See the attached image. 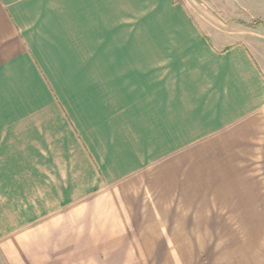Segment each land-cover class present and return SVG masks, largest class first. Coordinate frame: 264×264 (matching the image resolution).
<instances>
[{
	"label": "crops",
	"instance_id": "obj_1",
	"mask_svg": "<svg viewBox=\"0 0 264 264\" xmlns=\"http://www.w3.org/2000/svg\"><path fill=\"white\" fill-rule=\"evenodd\" d=\"M204 256L264 264L260 0H0V264Z\"/></svg>",
	"mask_w": 264,
	"mask_h": 264
},
{
	"label": "rangeland",
	"instance_id": "obj_2",
	"mask_svg": "<svg viewBox=\"0 0 264 264\" xmlns=\"http://www.w3.org/2000/svg\"><path fill=\"white\" fill-rule=\"evenodd\" d=\"M233 1H234V0H233ZM260 2H261V5L264 6V0H260ZM237 5L241 6L240 3H239V4L237 3ZM259 6H260V5H259ZM254 10H255V9H254ZM145 18H147V17H140L139 19H144V20H145ZM156 18H157V17H156ZM211 20L214 21V22H216L215 19H212V18H211ZM216 23H217V22H216ZM256 23H257V24H260V21H258V22H256ZM256 23H255V25H256ZM255 27H256V26H255ZM208 261H209V257L204 256L202 262H203V263H207ZM208 264H209V262H208Z\"/></svg>",
	"mask_w": 264,
	"mask_h": 264
}]
</instances>
